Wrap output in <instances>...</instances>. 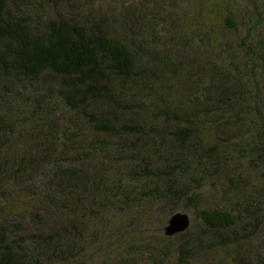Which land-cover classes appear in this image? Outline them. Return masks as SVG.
Listing matches in <instances>:
<instances>
[{
	"label": "trees",
	"instance_id": "obj_1",
	"mask_svg": "<svg viewBox=\"0 0 264 264\" xmlns=\"http://www.w3.org/2000/svg\"><path fill=\"white\" fill-rule=\"evenodd\" d=\"M246 1L256 24L232 52L183 0H0V264H189L264 234V0ZM216 38L215 59L195 50ZM241 158L257 183L237 167V203L209 206L201 182ZM185 202L201 234L143 258L147 216Z\"/></svg>",
	"mask_w": 264,
	"mask_h": 264
},
{
	"label": "rangeland",
	"instance_id": "obj_2",
	"mask_svg": "<svg viewBox=\"0 0 264 264\" xmlns=\"http://www.w3.org/2000/svg\"><path fill=\"white\" fill-rule=\"evenodd\" d=\"M229 2V0H227ZM234 6L236 9L232 11L235 14L234 21L237 25V32L232 33L229 31L227 32V28L225 25H219L222 20L224 10L223 6L220 8V4L224 5L225 3L223 0H209L207 2L203 1H195V0H183V6L188 12L189 19H192L194 22L198 23L199 20V13L202 10L206 9V14L211 19H206L210 30H215L217 34V38L228 41L231 40L229 44V48H231L232 52L239 51V45L242 44V38L249 26H253L256 24L257 14L253 7V4L249 3L246 0H233ZM226 3V7H227ZM214 20V21H213ZM262 28H252V35L253 38L256 40V31H260ZM196 34V33H194ZM216 38V42L211 43V45H215L213 48H203L198 46L195 50L198 51L204 57H209L211 60L216 58V54L214 51L217 50L216 44H218ZM197 40V38H196ZM6 107L0 108V111H4ZM11 144V143H10ZM10 144L8 146H10ZM7 146V147H8ZM222 152L225 150H221ZM230 153L229 151H225ZM222 161V162H221ZM221 166H219V176H212L209 179H204L199 188V192L201 193V197L205 198L207 202H209V206H224L227 209L232 208L234 203H237V199L233 198L230 199L234 193L237 195H242L243 192L235 191L236 189L232 187L229 188V179L233 177L232 173L235 169L242 168L239 171H242V178L246 181H251L252 184L257 183V175H259V168H254L248 158H241L239 162H241V166L233 165L232 161L230 160H221ZM215 165L213 160H210L206 163V166L209 169L210 175H213L212 168ZM237 171V170H236ZM202 206V204H191L190 202H185L183 205H180L177 210L180 213L186 214L190 219V225L188 227L189 231L192 232H185L178 234L171 238H166L163 235L162 229L164 225H166V221L161 223L159 215L153 213L152 221H150L151 216L148 215V225L150 224L153 232H145L148 233L146 237V248L144 257H148L149 254L152 252L157 255L159 253V249H169V253H166L165 258L167 260L168 257H175L178 255L180 249H187L191 243V239L196 234H201V232H196L199 226V222L196 220L195 214L197 208ZM168 219V218H167ZM194 225V226H193ZM112 234H116V232H111ZM242 237L237 238L240 244V247L237 249L232 250L229 254H220V253H211V254H202L198 247L193 248L188 255L189 264H242L240 262V257H254V253L260 252L263 253L264 249H262V243L264 240V234L260 235L257 238H252L250 233L241 232ZM202 238H205L202 235ZM189 242V244H187ZM223 257V258H222ZM144 260V259H143ZM219 261V262H218Z\"/></svg>",
	"mask_w": 264,
	"mask_h": 264
},
{
	"label": "water",
	"instance_id": "obj_3",
	"mask_svg": "<svg viewBox=\"0 0 264 264\" xmlns=\"http://www.w3.org/2000/svg\"><path fill=\"white\" fill-rule=\"evenodd\" d=\"M190 225L189 217L184 213H175L169 217L163 228V235L173 237L177 234L185 232Z\"/></svg>",
	"mask_w": 264,
	"mask_h": 264
}]
</instances>
